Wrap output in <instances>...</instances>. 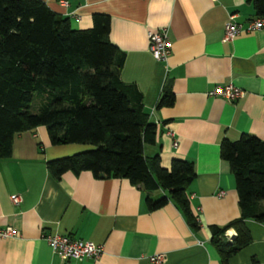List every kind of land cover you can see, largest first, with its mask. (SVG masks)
Listing matches in <instances>:
<instances>
[{"label": "crops", "instance_id": "0c3cea01", "mask_svg": "<svg viewBox=\"0 0 264 264\" xmlns=\"http://www.w3.org/2000/svg\"><path fill=\"white\" fill-rule=\"evenodd\" d=\"M41 1L67 17L72 29L90 27L93 13L108 15V39L124 53L119 77L140 91L143 110L155 124V141L143 144L142 153L157 154L163 168L173 157L192 163L194 177L185 191L198 225L191 229L170 200L148 210L145 192L124 178L66 171L53 179L45 169L47 159L86 147L53 145L45 127L37 125L14 133L10 154L0 158V227L16 231L0 237V264H152L147 257L155 253H163L161 264H221L209 226L228 223L239 209L219 141L248 133L264 143V27L222 39L229 15L242 24L256 17L250 0ZM161 28L170 48L157 61L148 50L147 32ZM224 84L239 88L241 95L233 101L206 95ZM165 85L173 102L156 108ZM12 194L19 203H11ZM161 194L156 190L149 196ZM245 225L249 242L225 264H264V221L246 220ZM46 233L91 241L101 245V253L94 259L61 260L42 238ZM234 234L231 228L224 232L228 241Z\"/></svg>", "mask_w": 264, "mask_h": 264}, {"label": "trees", "instance_id": "16d2710c", "mask_svg": "<svg viewBox=\"0 0 264 264\" xmlns=\"http://www.w3.org/2000/svg\"><path fill=\"white\" fill-rule=\"evenodd\" d=\"M250 3L254 16L264 19V0ZM108 31L104 13H93L90 27L72 29L67 17L41 0H0V158L10 154L14 133L43 125L53 145L90 146L47 159L53 179L66 171L124 178L145 192L148 210L170 200L196 229L197 211L185 191L194 177L192 163L173 157L163 168L157 154L143 155L142 145L155 141V124L143 110L140 91L120 79L124 53L109 41ZM172 102L165 85L155 107ZM218 151L233 176L239 209L228 223L209 226V241L225 264L250 240L245 221H264V143L240 133L234 140L222 137ZM156 190L165 194L151 198ZM228 228L235 233L230 241L224 236Z\"/></svg>", "mask_w": 264, "mask_h": 264}, {"label": "built area", "instance_id": "2783aa9c", "mask_svg": "<svg viewBox=\"0 0 264 264\" xmlns=\"http://www.w3.org/2000/svg\"><path fill=\"white\" fill-rule=\"evenodd\" d=\"M61 4H65L64 0H59ZM264 27V19L262 17H254L245 22V24L236 22L233 15H229L227 21L223 25V40L232 39L235 35L242 31H253ZM148 50L151 56L157 60H164L169 52L170 42L167 39L166 29L161 28L155 31L147 32ZM242 91L231 85H215L206 92L208 96H218L228 101H233L241 95ZM167 134L172 135L171 132ZM172 145H176V141H172ZM12 204H17L20 201L18 195L12 194L9 196ZM16 235V231L9 227H0V237H12ZM42 238L49 246L52 253H54L61 260L83 258H96L101 253V245L95 244L91 241L73 238L67 234L46 233L42 234ZM163 253H155L149 255L147 260L152 264H161L163 262Z\"/></svg>", "mask_w": 264, "mask_h": 264}, {"label": "rangeland", "instance_id": "374dc122", "mask_svg": "<svg viewBox=\"0 0 264 264\" xmlns=\"http://www.w3.org/2000/svg\"><path fill=\"white\" fill-rule=\"evenodd\" d=\"M34 106V103L32 102V107ZM32 109H35V108H32ZM72 145H81V146H84V147H86V149H82V150H80V151H83V150H87L90 146H88V145H85V144H74V143H72ZM76 152H78V151H76ZM74 153V152H73Z\"/></svg>", "mask_w": 264, "mask_h": 264}]
</instances>
